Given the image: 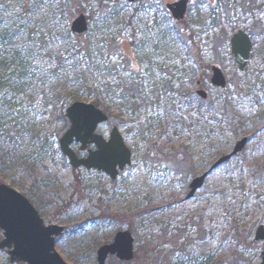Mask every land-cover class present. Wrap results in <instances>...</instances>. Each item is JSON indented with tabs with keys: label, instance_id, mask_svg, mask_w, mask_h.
<instances>
[{
	"label": "rangeland",
	"instance_id": "1",
	"mask_svg": "<svg viewBox=\"0 0 264 264\" xmlns=\"http://www.w3.org/2000/svg\"><path fill=\"white\" fill-rule=\"evenodd\" d=\"M24 1L0 0V155H8V161H11L10 164L0 165V183L24 196L38 211L46 226L65 229L64 234L56 239L55 246L63 260L67 264H97L98 249L110 245L119 231L131 232L135 239L136 256L143 250L137 244L139 239L144 242L148 236L154 235L160 238L162 228H167L173 235L181 230L190 233L193 242L189 243L187 253L197 251L205 258L209 250L219 251V254L226 253V259L217 264H260L264 243H256L254 235L260 226H264V0H232L236 1V7L243 3L245 6L254 3L255 7L244 13L240 10L230 11L231 26L226 27L227 33H222L220 40L216 39L213 48L204 44L202 39L197 41V45L194 44L197 52L190 44L187 46L191 63L199 64V70L207 75L204 81L199 82L200 86L195 85L192 91L196 94L201 89L210 99L216 98L218 93L210 84V69L219 66L228 82L223 98L240 97L238 119L235 117L233 124L224 129L212 147V143L198 142L197 136L192 133L178 135L171 132L172 143L170 140V144L165 145L166 139L163 140L161 135L175 119L172 114L167 117L165 110L155 107L154 103L141 108L124 123L118 118H109L107 123L99 126L97 134L108 140L112 129L119 128L132 153L131 165L120 172L115 181L97 171L83 168L74 170L61 155L59 141L69 128V124L64 127L63 122L59 121L61 114H65V110L76 102L92 104L93 97L75 84L67 83L65 71L52 74L56 68L53 62L20 59L27 57L19 52V45L27 38V32L34 33L38 39L49 36L46 27L40 24L46 15L47 4L30 19L33 25L18 33L20 25L27 24V21L19 20ZM45 1H51L55 10L63 12L64 21L60 31L65 30L66 26L70 30L72 22L80 15L97 23L98 13H106L113 6L121 7L126 14L144 7V13L130 26H121L122 31L116 37L112 35L113 31L99 33L97 37L107 42L113 52L110 54L113 61L119 62L116 57H129L134 62V70L130 68L129 72L138 74L143 81L147 79V64L137 66L136 57H156L153 63L160 65L171 57L173 48H169L167 53L147 52L139 55L129 44H138L145 37L158 38L164 29L173 26L184 31L187 37V32L196 29L194 11L206 15L212 11L210 8L216 7L199 0L189 6L186 20L178 24L172 20L166 5L179 0H139L134 5H129L125 0ZM155 16L157 25H154ZM92 28L95 30V25L93 27L89 23V29ZM240 30L246 32L253 42L250 63L244 73L233 67L226 57L219 55L223 52L216 53L227 34L230 40ZM86 39L87 36L81 38L80 42L84 43ZM228 54L230 57V48ZM16 56L18 59H15ZM223 58L225 61L221 64L220 59ZM241 84L249 88L241 91ZM144 85L149 89L150 81L147 80ZM58 94L62 96L60 100ZM141 124H148L146 133L152 130L144 137H137ZM44 138L49 148L47 156L40 161H27L41 148ZM244 138L248 139L244 151L229 164L219 167L196 196L186 201L192 180L207 172L219 159L231 154ZM164 145L167 150L163 148ZM78 148V144L73 145L75 151ZM56 149L59 155L53 154ZM91 149L94 150V147ZM236 165L238 170L242 168L240 171L243 174L238 175V171L231 174L233 177H228L229 171H234ZM36 181L43 184L36 185ZM177 200L183 203V214L171 213L169 209ZM157 209L164 211L156 213L155 223L139 228L141 219H146L148 212ZM225 216L238 220L241 232L246 233L243 244L235 251L221 246L219 238L208 243L197 236V229L202 226L214 228L226 223ZM249 235L255 245L247 241ZM2 238L0 233V241ZM160 243L156 241L158 252L170 251L171 247ZM180 257L176 255V258ZM0 264H12L6 250H0ZM106 264L123 263L109 257Z\"/></svg>",
	"mask_w": 264,
	"mask_h": 264
},
{
	"label": "trees",
	"instance_id": "2",
	"mask_svg": "<svg viewBox=\"0 0 264 264\" xmlns=\"http://www.w3.org/2000/svg\"><path fill=\"white\" fill-rule=\"evenodd\" d=\"M105 2L109 1H104L103 3ZM46 4L48 7L46 8V15L40 24L42 27H46L49 36L45 39H38L34 33L27 32V38L22 40L21 45H19V52L27 57H20V59H31L34 62H36V59H41L53 62L56 68L52 74H62L65 71L68 77L66 82H71L86 90L93 97L92 104L106 113L109 118H118L121 123H124L141 111V108L154 103L155 107L165 110L167 117H171L172 114L175 119L167 129L164 128L161 135L163 140L166 139L165 145L170 144L169 142L173 137V134L170 135L171 132L178 135L192 133L197 136L198 142L201 144L205 141L212 143V147L215 145L213 142L219 138L224 129L228 125L231 126L233 124L235 117L238 119L236 115L238 114L237 106L240 101L239 95H236L237 97L229 96L224 99L223 95L217 94L216 98H209L207 101H203L192 91V88L200 81H204L207 75L206 72L199 70V64L191 63L187 46L190 44L194 47V44L196 43L197 45V41L202 39L204 44L213 48L216 39L220 40L221 34L227 33L226 27L231 26L230 11L250 12L255 7L254 3L247 6L243 3V5H237L236 7V1L217 0L216 7L210 8L212 11L206 15H202L198 10L194 11L196 15L193 23L196 29L193 28L187 32V37L184 35V31L182 32L177 26H173L164 29L158 38L145 37L138 44L133 42L129 44L139 55L147 52L151 54L167 53L169 48H173L171 49V57L160 65L153 63L156 57H147V55L145 57H136L137 66H141L143 63L147 64L145 72L147 79L144 81L139 78L138 74L129 72L130 68L134 70V62L129 57H116L119 62L113 61L110 55L113 52H111L107 42L97 38L99 33L106 32L108 34L110 31H113L112 35L116 37L122 31L121 26H130L144 13V7L135 9L131 14H126L121 7L113 6L106 13H98L97 23H94L88 17L87 20L90 25L93 24V27L95 25V30L93 28L89 29L86 35L87 39L82 43L80 41L83 37H73L67 26L65 30L60 31L59 28H61L64 21L63 12L55 10L51 1L34 0L29 2L25 0L20 7L22 17L19 20H25L27 24L20 25L21 28L17 29L18 33L21 29L33 25L30 19L34 17L36 11L43 9ZM125 5L128 6L127 4ZM202 5L204 6V4ZM224 7L229 9L227 10L228 12L223 9ZM154 25H157L156 16L154 17ZM32 29H35V27ZM15 33L17 34V32ZM194 50L197 52L195 47ZM228 50L229 36L227 34L222 47L216 53L223 52L218 54L220 56L223 55L221 57H226L234 67L235 65L229 57ZM114 53L118 55L117 51ZM15 59H18V56ZM224 61L225 58L220 59L221 64ZM170 70L171 73H169ZM206 70H209L208 66ZM147 80L150 81L149 89L145 87L147 85H144ZM240 86L241 91L249 88L247 86L242 87V84ZM61 97L58 94V100ZM64 108H62V111H64ZM181 113H183V116H181ZM59 121L63 122L64 127L69 124L63 113ZM147 125H140L136 134L137 137H144L152 130L150 129L146 133L145 127ZM165 145L163 148L167 150ZM47 149H49L47 148V140L44 138L41 148L35 154H32L27 161H32V159L43 160L47 156ZM11 150H13L12 147ZM162 153L166 154L165 152ZM53 154L59 155L58 149ZM8 160V155H0V165L10 164L11 161ZM238 168L236 165V171H229L228 177H233L234 175L231 174H236L238 171V175H242L243 173L240 171L242 168L240 167L239 170ZM214 173L215 171L212 174ZM35 184L41 185L43 182L36 181ZM169 209H171V213L178 212L183 214L182 201H175ZM163 211L164 209H157L153 212H148L146 214L147 218L141 219L139 228H142L144 224L152 226L157 218L156 213ZM225 218L227 222L221 226L214 228L202 226V228L197 229V236L201 241L208 243L219 238L221 246L225 245L226 248H231L235 251L236 247L242 243L246 233L241 232L238 220L233 216H225ZM139 228L136 229L138 235L140 232ZM160 240L162 243H160ZM156 241L161 245L171 247L170 251L158 252ZM247 241L249 244L255 245L251 235H249ZM192 242L193 239L190 238V233H187L186 230H181L173 235L167 228H162L160 238L154 235L148 236L144 242L140 239L137 241L138 246L143 250L136 254L134 262L136 264H217L226 259V253L219 254V251L212 252L209 249V254H206L205 258L202 254H197V251L187 253L189 243ZM176 255L181 257L176 258Z\"/></svg>",
	"mask_w": 264,
	"mask_h": 264
},
{
	"label": "water",
	"instance_id": "3",
	"mask_svg": "<svg viewBox=\"0 0 264 264\" xmlns=\"http://www.w3.org/2000/svg\"><path fill=\"white\" fill-rule=\"evenodd\" d=\"M125 1L128 4L135 3V0ZM191 1L179 0L168 4L166 8L176 22H182L186 18ZM88 30V21L83 15L71 24V33L74 37H82L88 33ZM252 50L253 43L247 33L240 30L232 36L230 57L240 73H244L248 67ZM210 83L218 93L223 94L226 91L227 79L217 66L211 68ZM197 96L204 101L208 99V94L203 90H198ZM65 117L70 127L60 139L59 149L72 169L95 170L115 181L119 173L131 165L132 153L117 127L112 129L107 141L97 134L99 126L109 120L102 110L92 104L76 102L68 107ZM75 143L80 144L78 152L72 148ZM247 143L248 139H242L231 154L222 157L207 172L193 179L185 200H192L204 187L210 174L242 153ZM89 146H95V151H89L86 158H79ZM0 232L3 236L0 250L7 251L12 264H67L55 248L56 239L63 235L65 229L46 226L38 211L24 196L2 184L0 185ZM254 241L264 243V226L256 230ZM134 242L129 231L118 232L112 244L98 250L97 263L106 264L110 256H115L121 262H132ZM260 264H264V250Z\"/></svg>",
	"mask_w": 264,
	"mask_h": 264
},
{
	"label": "flooded vegetation",
	"instance_id": "4",
	"mask_svg": "<svg viewBox=\"0 0 264 264\" xmlns=\"http://www.w3.org/2000/svg\"><path fill=\"white\" fill-rule=\"evenodd\" d=\"M197 1H199V0H192L189 3V6H191L193 3L197 2ZM205 1H207V2L209 1L210 5H212V6H215L217 4V0H214V2H211L210 0H205ZM136 2H138V0H136ZM175 2H177V1H172L170 4L175 3ZM188 11H189V8H188Z\"/></svg>",
	"mask_w": 264,
	"mask_h": 264
}]
</instances>
